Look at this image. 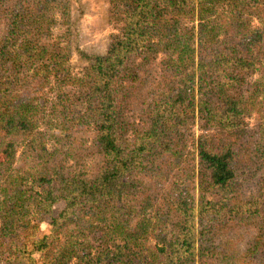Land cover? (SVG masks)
Returning <instances> with one entry per match:
<instances>
[{"label":"trees","instance_id":"1","mask_svg":"<svg viewBox=\"0 0 264 264\" xmlns=\"http://www.w3.org/2000/svg\"><path fill=\"white\" fill-rule=\"evenodd\" d=\"M105 2L94 53L81 0H0V264H264V0Z\"/></svg>","mask_w":264,"mask_h":264},{"label":"rangeland","instance_id":"2","mask_svg":"<svg viewBox=\"0 0 264 264\" xmlns=\"http://www.w3.org/2000/svg\"><path fill=\"white\" fill-rule=\"evenodd\" d=\"M72 5L75 3V0H71ZM84 6L81 7V10L83 11L82 16H80V19H78V23L76 27L70 28V31L64 32V30L67 28L65 26H59L56 30L57 35H61L59 37L61 39V43L63 44L62 47H68L69 41H68V34L70 32L75 35L73 38L76 39L77 43L76 45H79L81 49H84L86 52H94V53H104L110 42V38L113 34L116 33L114 28L111 26V24L107 21L105 15L107 13V5L105 0H81ZM75 5V4H74ZM73 15H78V9L76 6H73L72 11ZM249 20H251V27L253 29H260L264 33V12L261 11L260 15H253L249 17ZM186 26H189V23H186ZM72 38V39H73ZM69 39L71 37L69 36ZM69 47L71 45L69 44ZM67 65L73 75H76V77H80L81 71L85 65L84 62H82V59L79 57L78 53L75 50L70 51V55L67 58ZM5 67L9 69V66L5 64ZM10 70V69H9ZM256 76L250 77L249 81L254 82ZM152 80H148L146 83L145 90L147 88H151L153 85ZM245 87V86H244ZM243 87V88H244ZM71 102V100H69ZM77 109V108H76ZM130 109H138L137 107H130ZM135 115V113H134ZM133 120V119H131ZM252 118L248 121V123L251 124ZM191 132H194L195 134H200L202 131L200 130V124L197 122L194 126L191 128ZM71 135L76 138V145H81L79 147V151H82L81 155H73V151L70 153V155L66 158L67 164L74 166V169L79 172V168L76 167V163L78 160L86 159L89 160L90 158L93 160L92 155L89 153L88 148L91 147L90 141V133L87 131L85 134L80 133L79 131H76V129H73L71 131ZM190 143H188L187 151H192V147H190ZM98 157L94 159V169L89 170L88 173H91L95 171L96 168H99L102 164L99 162ZM71 172H74V170L69 166ZM194 194L196 197H198L201 194L199 186L194 188ZM192 190V191H193ZM241 194V193H240ZM247 195V193H246ZM63 207V203H60L56 209L60 211ZM48 229L46 228V225L44 223L38 224V231L36 234V238L41 237L43 234L47 233ZM37 264H41L39 261ZM197 264V263H195Z\"/></svg>","mask_w":264,"mask_h":264}]
</instances>
